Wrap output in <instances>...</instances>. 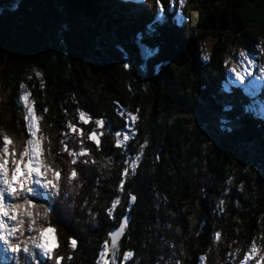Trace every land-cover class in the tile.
<instances>
[{
	"label": "trees",
	"instance_id": "16d2710c",
	"mask_svg": "<svg viewBox=\"0 0 264 264\" xmlns=\"http://www.w3.org/2000/svg\"><path fill=\"white\" fill-rule=\"evenodd\" d=\"M139 1L0 0V157L7 136L12 172V153L20 159L29 138L27 95L44 164L61 172L57 197L35 198L39 223L46 209L42 220L57 241L45 264L57 256L60 264H103L106 243L104 259L116 264H264V120L252 110L264 104V88L251 97L228 85L224 64L233 47L264 63V0ZM208 38L215 42L206 53ZM93 132L99 148L87 139ZM82 148L88 157L69 155ZM17 219L23 234L11 244L26 237L25 216Z\"/></svg>",
	"mask_w": 264,
	"mask_h": 264
},
{
	"label": "snow or ice",
	"instance_id": "6c2138e0",
	"mask_svg": "<svg viewBox=\"0 0 264 264\" xmlns=\"http://www.w3.org/2000/svg\"><path fill=\"white\" fill-rule=\"evenodd\" d=\"M243 56L244 53H241ZM203 59L205 61L208 60V56H204ZM260 73L262 76H264V65L260 66L259 69ZM39 75V73L37 74ZM251 74L245 69L243 73H235V79L241 83V85L248 84L250 83L249 81H246L244 79L245 76H250ZM23 87V85H21ZM20 99L22 101H25L24 107L27 111V115L25 116V121L27 123L28 127V134L31 139H28L26 142V146L24 147L23 152L20 154V159L15 158V153H12L13 159L11 161L13 165V169L11 172V178L9 179L7 171H6V164L7 160L4 157H7L9 155L8 151V146L11 143L10 139L7 136L3 137V157H0V184H3L4 187L3 189H0V197L3 196L4 192H7L9 196H13L14 198L16 197H21L22 196V190L23 193H26L28 196L34 195V193L31 191L30 187L28 185L30 184L31 177L35 176L37 177L35 183H39L40 187L42 188H48L51 186L53 190H57V183L59 179L61 178V172L60 171H54L51 168H48L45 166V164L41 161L40 156H41V143L40 140L36 137V133L38 131L37 128V118L34 115V109L33 107L27 103V95L21 96ZM131 119L135 121L137 117L135 115L131 116ZM79 120L83 124H88L89 120L88 117L85 115L84 112H79ZM95 125L97 128L101 127L103 125V122L100 119L95 120ZM67 127L70 129L71 132L73 133H80V129L75 127L72 124L67 125ZM87 139L97 145V148L100 146L99 140H97L96 133L93 132L92 134L87 136ZM120 144L117 142L116 147H119ZM64 151H68L67 148H64ZM70 156H79V157H88L89 153L85 151L83 148L80 150L79 153L75 152H69ZM140 160V156L136 157V161ZM72 163H76V160L74 159ZM21 165H23V168H21ZM132 167V174H135V169L137 167L135 161L131 165ZM21 171H23V175L21 176ZM51 172L53 179L51 181H48L46 179L47 174ZM129 171L128 168L125 167L121 173H120V183L117 185V190H122L124 183L126 182V177L128 176ZM78 175L76 170H72L70 172V175L68 176L69 181L72 179L76 178ZM45 177V182L40 183V178ZM16 181V183H13ZM231 183V181H229ZM136 197L134 195H130L128 202L129 203H134ZM119 200L114 199L112 201L111 207H109L106 211L109 217L113 215V209L118 205ZM33 206L25 200L24 203L22 204H14V205H9L8 210H5V205L3 204L2 201H0V217H5L7 216L8 219L10 220H15L16 221V227H13L10 229L11 233H16V232H21L22 229L20 225L22 224V221L17 219V214L19 213L22 216H28L30 218V222L28 224V229L32 230V223L34 221L31 220V212L30 209ZM11 213V215L9 214ZM45 216H47V210L45 209L44 211ZM5 224L3 223V220H0V241H3L6 245H9V249L12 252H17V251H23L25 254L29 253V248L27 247V241H21L20 244H9V241L7 237L3 234V231L5 229ZM120 231L116 232L114 235L111 236V247L114 249L117 245V238L121 236V234L124 232L126 228V222H121L119 225ZM38 233V235L32 239L31 243L33 246L36 248H39L40 251L46 255L49 256V258H52L50 256L51 249L55 247V239L53 238L51 242L47 239V234H50L54 231L53 228L51 227H37L35 229ZM215 239L220 238V233H215ZM69 245L73 249L77 246V241L75 239H70L69 240ZM257 251L255 246L253 245L251 248V252L245 257V260L251 259L252 254H254ZM109 253V245L106 243L103 246V250L100 252L99 256L102 260H104V264H109L107 260L104 258L108 255ZM125 262H127L130 258L134 256V253L131 251L125 252L123 254ZM71 259V257H69ZM61 257L57 256L55 257V264H60Z\"/></svg>",
	"mask_w": 264,
	"mask_h": 264
},
{
	"label": "rangeland",
	"instance_id": "374dc122",
	"mask_svg": "<svg viewBox=\"0 0 264 264\" xmlns=\"http://www.w3.org/2000/svg\"><path fill=\"white\" fill-rule=\"evenodd\" d=\"M9 6H12L11 4L7 5V8ZM167 8H169V6H167ZM166 11L165 7H161L159 9V13H164ZM215 40L214 39H211V38H208L206 41H205V51L206 53H209V51L211 50L213 44H214ZM241 53H243L242 51H240L238 48H231L229 50V53L224 55V64H225V67H226V73H227V82H229L230 85L232 86H240L241 83L239 81H237L235 79V73H243L245 71V69H247V71L252 75V71L253 69L255 68V65L253 63H251L249 61V58L244 54L243 56L241 55ZM147 56V54H146ZM250 75V76H251ZM245 76L244 79L246 81H249L250 83L248 84H244L243 87H244V90L247 91V89H252L255 93H258L259 92V87H258V80H256L255 78H257L256 76ZM23 103V106H24V103L25 101H22ZM27 103L30 104L32 106V102L29 101V99H27ZM33 107V106H32ZM259 109L260 112H257V114L261 113L260 115L264 118V105H257L256 107L254 108H257ZM263 111V112H262ZM27 115V111L24 107V117ZM34 115H35V112H34ZM36 117V115H35ZM26 128L28 130V127H27V123H26ZM37 128H38V123H37ZM72 134V133H71ZM80 134V133H79ZM78 134V135H79ZM36 137L40 140V143H41V139H40V130L38 129L37 133H36ZM32 137L29 136L28 139H31ZM98 140V139H97ZM26 146V145H25ZM43 153V149H42V143H41V155ZM40 159L41 161L44 163V158L42 156H40ZM22 176V175H21ZM43 178V176L41 177ZM40 178V180H41ZM37 177L33 176L31 177V181L34 183V185H38V183H35L34 181H36ZM44 219V214L41 216V224H43L44 226L43 227H49L48 224H44L43 220ZM42 226V225H41ZM55 239V247H56V244H57V241H56V236H55V233L54 231L50 234H47V239L51 242L52 239ZM34 239V238H33ZM53 247L51 249V252L53 251V249L55 248ZM113 264L115 262H112ZM250 263V262H249ZM257 264V263H256Z\"/></svg>",
	"mask_w": 264,
	"mask_h": 264
},
{
	"label": "water",
	"instance_id": "95a60500",
	"mask_svg": "<svg viewBox=\"0 0 264 264\" xmlns=\"http://www.w3.org/2000/svg\"><path fill=\"white\" fill-rule=\"evenodd\" d=\"M247 1L252 2V1H255V0H247ZM191 43H192V42H191ZM138 46H139V50H140L141 57H142L143 60H145V59H146L145 48H144V46H141V45H139V44H138ZM191 47H192V45H191V44H188V45L186 46V48L184 49L183 53H181V55H180V57H179V61L181 62V64L185 63L186 60L188 59V56H189V53H190ZM159 70H160V69H159ZM118 231H120V228H119V229H116V230H114V231H112L111 236L114 235V234H115L116 232H118ZM122 234H123V233H122ZM122 234H121V236H119V237L117 238V244L119 243V241H120V239H121V237H122ZM111 248H112V247H111Z\"/></svg>",
	"mask_w": 264,
	"mask_h": 264
},
{
	"label": "bare ground",
	"instance_id": "6f19581e",
	"mask_svg": "<svg viewBox=\"0 0 264 264\" xmlns=\"http://www.w3.org/2000/svg\"><path fill=\"white\" fill-rule=\"evenodd\" d=\"M138 3L140 2L139 0H136Z\"/></svg>",
	"mask_w": 264,
	"mask_h": 264
}]
</instances>
